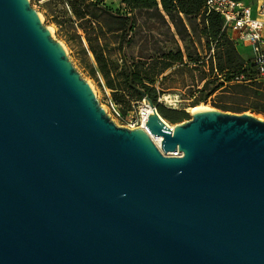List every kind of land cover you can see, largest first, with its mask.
Listing matches in <instances>:
<instances>
[{"label":"water","instance_id":"water-1","mask_svg":"<svg viewBox=\"0 0 264 264\" xmlns=\"http://www.w3.org/2000/svg\"><path fill=\"white\" fill-rule=\"evenodd\" d=\"M131 85L146 129L116 124L31 0H0V264H264V120L173 128Z\"/></svg>","mask_w":264,"mask_h":264},{"label":"rangeland","instance_id":"rangeland-1","mask_svg":"<svg viewBox=\"0 0 264 264\" xmlns=\"http://www.w3.org/2000/svg\"><path fill=\"white\" fill-rule=\"evenodd\" d=\"M75 0H69V5L64 2H49L39 5L33 3V6L38 13L43 14V24L46 28L54 30L53 38L58 43L60 42L66 48V53L69 60L72 62L74 68L78 71L81 77L85 79L90 85H93L98 101L102 108L106 109L108 115L120 126L126 127L133 124L135 119L140 120L141 110L144 106L146 98L126 87L124 80V63L122 54L119 47V36L121 34L112 31L113 24L110 23L107 14L101 11V8L108 7L113 11H126V5L121 6V0H80L82 4L84 18H80L74 11ZM147 15L139 17V27L143 28V25L147 22ZM151 23L159 26L158 19H152ZM147 28H144L142 35H147ZM157 38L160 40L161 46H164L168 50L182 47L184 51L190 52L194 58H199L205 61V68L199 71L190 70L197 66L187 59L189 69L183 68L182 65H176L171 70H168L164 76H168L166 80L159 78L156 88L163 91L158 99L159 105L165 108V115H162L165 123L171 127L177 124L187 123V119L183 118L184 113H189L192 118V108L198 106H207L209 109L218 110L214 106V103L227 104L233 107L237 105L238 97L241 95H247L249 98L248 104L252 105L256 109H251L246 113L257 116L264 120V86L259 83H254V90H260L263 92L261 95H256L254 90L250 88L247 92H225L222 94H215L206 101L197 106H188L189 98H192L193 94H197L198 90L202 89L203 84L201 79L204 77L203 73L207 72V66L211 62L208 52L205 48V43L200 41L198 35L190 34L184 40H182L177 34H169L166 27H160L155 31ZM141 38V35L140 37ZM240 52L243 56L247 57L248 50L240 48ZM131 56L138 55V49H130ZM147 54L153 52H146ZM97 55L103 60L105 65V72H102L100 64L96 59ZM93 72L95 75H93ZM163 76V77H164ZM109 81L113 83V88L109 86ZM198 85V88L196 86ZM191 90H194L191 92ZM138 94V95H137ZM140 95V96H139ZM125 100V104L122 105L121 101ZM189 99V100H188ZM243 103V102H242ZM117 108L121 114L119 116L114 108ZM128 108V110H125ZM225 112V111H224ZM231 114H241L232 111H226ZM244 114V113H242ZM190 118V119H191ZM182 122L172 123V121Z\"/></svg>","mask_w":264,"mask_h":264},{"label":"trees","instance_id":"trees-1","mask_svg":"<svg viewBox=\"0 0 264 264\" xmlns=\"http://www.w3.org/2000/svg\"><path fill=\"white\" fill-rule=\"evenodd\" d=\"M79 1H74V11L78 17L84 18L86 16ZM205 2L206 0H121V6L126 5L125 12L113 11L108 7L101 8V11L107 14L110 23L113 24L112 31L121 34L118 49L122 54L121 60L124 63L122 76H124L126 87L132 91L135 90L131 85L133 83L145 91L146 95L158 107L161 116L165 115V108L157 104L160 95L163 94V91L155 86L159 78L163 80L169 78V75L164 76V74L176 65H182L183 68L189 69L187 59L197 66L190 70L201 72V69L205 68V61L194 58L190 52L187 50L185 52L182 47L168 50L161 46L160 40L155 34V31L159 30L160 27H166L169 34H173V37L177 34L182 40L188 35L194 34L200 37L201 42L206 41L205 48L211 62L207 66V72L203 73L202 89L198 90V96L193 94L192 98H189L188 106L206 103L210 97L218 93L247 92L250 88L254 90V85L233 82L245 66L246 59L235 42L223 31V20L220 14L208 12V9L205 8ZM142 15H147L148 20L143 28H140L139 17ZM155 18L158 19L160 27L151 23V20ZM144 28H147V35H142ZM140 35L141 38H139ZM134 48L138 49V55L131 56L129 50ZM212 50H214V54H211ZM146 52L153 53L147 54ZM96 59L102 72L106 75L103 60L98 55ZM221 74H223V78H220ZM93 75H95L94 72ZM109 86L113 88L114 85L109 81ZM193 91L191 90V92ZM254 92L256 95L263 94L260 90H254ZM236 101H238V107L227 104L221 105V103L216 102L214 106L220 111H232L241 114L256 109L248 104L247 95H240ZM121 104H125L124 99ZM183 118L190 120L191 116L189 113H184ZM184 119L174 120L172 123L182 122Z\"/></svg>","mask_w":264,"mask_h":264},{"label":"built area","instance_id":"built-area-1","mask_svg":"<svg viewBox=\"0 0 264 264\" xmlns=\"http://www.w3.org/2000/svg\"><path fill=\"white\" fill-rule=\"evenodd\" d=\"M64 2L69 5V0H31L33 3L42 4L51 2ZM205 8L208 12L220 14L225 31L238 49L248 50L246 63L241 72L233 81L244 85L259 83L264 86V0H206ZM211 54H214L212 50ZM217 73V70H216ZM223 78V74L220 78ZM145 103L141 110L140 120L135 119L133 124L127 125L130 129L145 128ZM114 111L121 116L115 107ZM124 127V126H123ZM174 156H181L178 151Z\"/></svg>","mask_w":264,"mask_h":264},{"label":"bare ground","instance_id":"bare-ground-1","mask_svg":"<svg viewBox=\"0 0 264 264\" xmlns=\"http://www.w3.org/2000/svg\"><path fill=\"white\" fill-rule=\"evenodd\" d=\"M40 14V13H39ZM40 16H41V19H42V21H43V19H44V16H43V14H40ZM50 30H51V32H52V34H54V30L53 29H51L50 28ZM91 88L93 89V91H95V93H96V90H95V88H94V86L93 85H91ZM145 112H144V114H145V119L149 116V115H152L153 114V108L152 107H150L149 105H148V103H147V101H145ZM209 108L207 107V106H198V107H193L192 108V113H195V112H198V111H206V110H208ZM261 118V117H260ZM144 126L147 128V124H145L144 123ZM174 128V127H173ZM150 135H151V137H152V139L156 142V144L157 145H161V143H162V141H163V139H162V137H156V136H154L151 132H150Z\"/></svg>","mask_w":264,"mask_h":264}]
</instances>
